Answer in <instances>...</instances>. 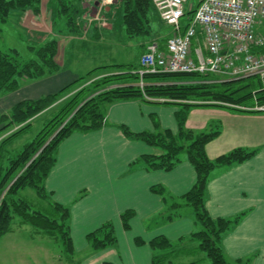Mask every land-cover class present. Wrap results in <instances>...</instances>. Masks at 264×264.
Here are the masks:
<instances>
[{
  "label": "crops",
  "instance_id": "obj_1",
  "mask_svg": "<svg viewBox=\"0 0 264 264\" xmlns=\"http://www.w3.org/2000/svg\"><path fill=\"white\" fill-rule=\"evenodd\" d=\"M96 2L99 3L97 6ZM45 5L46 1L42 0L39 15L28 10L13 17L17 27L26 34L37 32L41 35L39 37L47 35L58 39L55 60L60 69L36 81H24L15 92L0 94V113L8 112L23 99H37L58 92L83 76L73 67L72 57L68 63L66 60L67 48L77 47L75 39H86L87 43L83 42L79 47L92 45L94 51V43H99V38L128 35L121 17L124 15V0H85L82 12L76 15L80 17L75 19L81 31L78 35H73L66 21L63 26L56 24L53 28V20L59 16L57 8L55 3L50 10ZM95 16H101L103 20L89 24L88 21ZM156 18L159 15L152 3L145 23L149 32L139 35L147 36L151 22ZM42 38L45 41V37ZM152 38L155 36L140 42L141 53ZM177 110V106H162L142 99L117 101L108 106L103 127L75 131L59 144L56 163L45 179V198L52 208L53 203L69 208L67 223L74 254L70 258L63 252V247L60 252L49 253L52 258L57 257L58 264H153L151 239L164 235L176 242L194 232L197 223L190 210L184 216L167 218L170 198L183 196L196 181L193 165L183 157L171 170H147L146 164L137 160L145 154H158L160 150L141 140L128 138L120 129L124 124L134 132L155 131L154 122L158 120L162 129L175 132L178 129ZM186 124L197 130L220 131L207 144L211 159L238 147L257 150L244 162L215 169L205 199L213 217H233L247 212L221 241L227 260L238 264L239 259L251 258L250 264H264V113L192 107ZM154 185H162L169 198L164 196V199L153 192ZM129 209L135 214L127 229L122 215ZM106 223L112 224L116 242L103 249H94L87 235ZM25 224L18 220L10 232L0 237V264H42L40 252L48 255V248L39 243L29 247L30 241L34 242L36 238L27 229L22 230ZM34 229L36 234L46 237L47 242L54 239L46 232ZM137 238H141L142 243H137Z\"/></svg>",
  "mask_w": 264,
  "mask_h": 264
},
{
  "label": "trees",
  "instance_id": "obj_2",
  "mask_svg": "<svg viewBox=\"0 0 264 264\" xmlns=\"http://www.w3.org/2000/svg\"><path fill=\"white\" fill-rule=\"evenodd\" d=\"M41 2L42 0H0V37L1 26L9 20L11 14L31 10L35 15H39ZM84 2L85 0H59L60 6L57 9L59 16H55L53 28L54 25H58L56 18H63L73 35L81 34L80 26L75 19L80 17L76 15L82 12ZM199 4L200 2L197 6ZM151 5L152 0H124L123 21L129 36L149 32L145 23L148 20ZM197 6L186 12L189 19L194 15ZM34 34L30 35L33 36L34 40H32L35 44L29 46L34 56L29 60H22L17 49L0 48V94L14 92L21 88L24 81H36L60 69L55 60L58 39L42 35L45 37V41L42 42L44 38L39 37L41 35L37 32ZM108 67L95 68L58 92L37 99L18 101L8 112L0 114V136L11 129L8 136L0 141V237L12 230V221L17 215L20 224L29 223L37 230L46 232L60 241L63 252L72 258L74 243L67 223L69 208L53 203L55 211L51 217L41 211L33 210L29 201L16 198L15 195L21 189L31 187L38 195L45 197V179L56 163L59 144L75 131H89L103 127L106 124L105 114L109 105L117 101L142 99L153 104L179 106L176 111L178 129L175 132L162 129L158 120L154 122L155 131L134 132L122 124L120 129L125 136L141 140L160 150L158 154H145L137 161L145 163L147 170H171L183 158L180 155L186 153L184 157H187L196 171V181L191 189L181 197L170 198L172 200L169 203L167 218L183 215L180 212L183 206L192 207L202 229L192 232L190 236L182 237L181 240L185 238L198 240V248L211 259V264H232L223 253L221 241L247 212H241L233 217H213L206 207V188L215 169L244 162L254 156L257 150L238 147L211 159L207 154V144L219 135L220 131L194 130L187 127L186 122L192 107H223L240 111L225 106V103L251 105L256 97L260 102H264V85L261 80L254 76L218 80V76L209 73L160 72L147 73L141 77L137 72L140 62L139 67L134 69L135 72L97 71ZM178 77H190V79H177ZM133 78L137 80L132 81ZM140 79L146 83L141 85ZM158 99L165 101L161 102ZM46 111H54L53 116L44 124L33 141L26 144L16 156H10L8 153L5 155L6 149L3 145L24 133L31 127L35 117ZM6 188L8 191L2 197ZM152 191L169 198L165 195L162 185L152 186ZM179 199L182 201L177 202ZM134 214V210L129 209L122 215L125 228H129V220ZM87 238L95 249H103L116 242L111 223H106L89 233ZM137 243H142L141 238H137ZM149 245L153 252V264L166 263L168 254L174 251V241L164 235L154 237ZM250 261L251 258H246L239 259L237 262L250 264ZM167 262L172 264L171 261ZM191 264H197V262L193 261Z\"/></svg>",
  "mask_w": 264,
  "mask_h": 264
},
{
  "label": "built area",
  "instance_id": "obj_3",
  "mask_svg": "<svg viewBox=\"0 0 264 264\" xmlns=\"http://www.w3.org/2000/svg\"><path fill=\"white\" fill-rule=\"evenodd\" d=\"M187 2L152 0L173 34L146 45L139 59L140 76L160 72L209 73L218 80L254 76L264 85V0H201L184 25ZM96 19L100 16L88 22ZM225 105L264 113V102L257 97L251 105Z\"/></svg>",
  "mask_w": 264,
  "mask_h": 264
},
{
  "label": "rangeland",
  "instance_id": "obj_4",
  "mask_svg": "<svg viewBox=\"0 0 264 264\" xmlns=\"http://www.w3.org/2000/svg\"><path fill=\"white\" fill-rule=\"evenodd\" d=\"M43 1L44 3L46 1L45 7L46 6L47 8L49 7V10L52 8L53 3H55V6L57 9L60 6L59 0H43ZM199 2L200 0H188V2L186 3V12H189L190 10H192L195 6H197ZM49 13H51V11ZM19 15H20V12L11 14V17L9 18V20L6 23L2 24L1 26L2 32H1V37H0V48L3 50H8L11 48L17 49V51L19 52L18 53L19 57L22 60H29L34 56L29 46L35 43L33 42L34 40L33 36L30 35L31 33H28L30 35L29 36L23 31V29H20L19 27H17L18 25L16 22V18L13 16H19ZM121 17L123 19V16ZM102 20L103 18L100 16L99 21H102ZM188 21H189V15L187 13L182 18V22L185 25L188 23ZM64 22H65V19L60 18L58 21V25L63 26ZM105 24L106 23L104 22V25ZM47 25H49V23ZM171 34H173V28L170 25L163 22L161 19L156 18L155 20H153V22H151V31L147 36H142V35L129 36L125 33L122 35L120 34L115 35L114 37H110L108 39L99 38L98 39L99 43H94L95 44L94 51L91 48L93 47L92 45L87 44L84 48L79 47L82 45L81 43L86 42V39L84 38L75 39L76 41L74 44L77 47L74 49H70L69 47L67 48L66 60L68 63L70 58L72 57L73 67L77 68L82 73L81 75H86L89 71L95 68H98V67H103V66H107V67L109 66V67L98 69L97 71H104V70H119L120 71L122 70L117 73H121L124 71L135 72L134 69L139 67V59H140V54L142 52V47L140 45V42L144 41L147 38H150L152 35L155 36V38L154 39L152 38V40H156V39L167 37ZM107 41H111V43H107ZM87 47L89 48V50H87ZM113 65H121V66L120 67H110ZM179 78L190 79V77L188 78L178 77L177 79ZM136 80L137 79L135 78L132 79V81H136ZM139 83H141V79ZM144 83H146V81ZM158 100L165 101L164 99H158ZM160 105L169 106V107L176 106L172 104H160ZM177 107L179 108V106ZM220 108H223V107H220ZM53 113L54 111H50V112L46 111L44 114L40 115V117H35V119L32 122L31 127H29L24 133L20 134L19 136L7 141L3 145L6 149V151L4 152L5 155L8 153L10 156H16L25 147L26 144L33 141V139L36 137L38 132L43 128L44 124L53 116ZM194 130H197V129H194ZM10 132H11V129L8 130V132L3 133L2 136H0V141L5 136H8ZM184 156H186V153H182L180 155V157H184ZM7 191H8L7 188L4 189L2 193V197ZM20 196L29 200L30 204L32 205L33 210L41 211L42 213H45L48 216L53 217V212L55 211L54 208H52L49 205L45 197H41L40 195H38L35 189L31 187L21 189L17 193V195H15V197L20 198ZM181 201H182L181 199L177 200V202H181ZM187 210H190L194 214V217H195L194 209H192V207L190 206L188 207L183 206L180 209V212L184 216L186 215ZM170 211H173V210H170ZM18 219L19 217L15 215L12 221L13 226L16 225V223L18 222ZM195 220L197 223V228L194 231L196 232L202 229V225L200 222L197 221L196 217H195ZM26 229L31 234H34L36 238L34 242L30 241L29 247L35 246L36 243H39L48 248V255H45V254L43 255V253L40 252L42 264H58L57 257L54 256V258H52L49 255V253L54 254V253L60 252V248L62 247L61 242L58 241L57 239H52V238H50L49 241L47 242L46 237L39 236V234H36L34 226L29 223H26L25 225H23L22 230H26ZM100 235L102 237V234ZM180 240L181 239L174 242V248H173L174 251L168 254L166 263L164 264H170L167 261H171L172 264H191V262L193 261H196L197 264H211L212 263L211 259L206 255V253L198 248V245H199L198 240L188 239V238L181 240L182 242ZM234 264L236 263L234 262Z\"/></svg>",
  "mask_w": 264,
  "mask_h": 264
},
{
  "label": "water",
  "instance_id": "obj_5",
  "mask_svg": "<svg viewBox=\"0 0 264 264\" xmlns=\"http://www.w3.org/2000/svg\"><path fill=\"white\" fill-rule=\"evenodd\" d=\"M99 3L98 2H96V6L98 5Z\"/></svg>",
  "mask_w": 264,
  "mask_h": 264
}]
</instances>
